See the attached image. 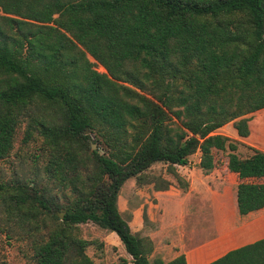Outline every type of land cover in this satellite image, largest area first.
Masks as SVG:
<instances>
[{"label": "trees", "instance_id": "1", "mask_svg": "<svg viewBox=\"0 0 264 264\" xmlns=\"http://www.w3.org/2000/svg\"><path fill=\"white\" fill-rule=\"evenodd\" d=\"M262 109L264 0H0V161L26 123L51 185L0 178V241L26 243L32 264H95L80 230L91 223L132 264H186L149 261L119 192L156 163L176 176L199 152L208 173L213 150L228 151L239 215L263 209L264 152L240 158L217 133L232 123L247 138ZM209 264H264V238Z\"/></svg>", "mask_w": 264, "mask_h": 264}, {"label": "rangeland", "instance_id": "2", "mask_svg": "<svg viewBox=\"0 0 264 264\" xmlns=\"http://www.w3.org/2000/svg\"><path fill=\"white\" fill-rule=\"evenodd\" d=\"M88 59L90 62H94L91 58ZM94 69L99 73H105V70L99 65L95 66ZM262 114H264V111L255 112L254 114L248 115V117L250 121L255 122L253 125H256L259 115ZM25 128L26 123H22L17 130L14 147L10 156L4 161H0V178L8 180L15 177L22 180H36L41 187L50 189L51 185L47 182L43 172L45 157L39 151L41 138L34 135L32 139L25 141ZM217 133L230 138L237 144L235 154L240 158H247L252 155V150L255 147L249 145V139L245 143H241L238 140L232 123L226 124ZM93 138H91L90 143L95 145ZM262 142H264V138H262ZM256 146L260 149L264 148V144ZM96 149L97 145H95V148H92V150ZM227 155L228 151L221 152L213 150L214 167L217 168V172L215 170L208 173L200 171L198 167L200 153L192 155L188 159L187 166H176L174 168L177 173L176 176L169 172L165 164L156 163L141 176L139 181L132 178L124 183L117 200L118 209L124 211V216L127 215V217L132 212L137 211V209L143 208L146 211L149 206L158 202V191L166 190L175 194L178 192L182 193L189 189L191 180L195 186L194 190L197 192L201 191V198L198 199L208 202H231L233 201V185L232 180L228 178L227 171L225 170L228 161ZM212 173L214 175L209 179L205 178L206 175ZM222 185L225 188L220 190L219 187ZM67 193L69 194V192ZM195 194L197 196L199 195V193ZM164 199L166 198H161V200ZM187 199L190 200L189 198ZM214 218L215 216H213L212 220L209 219L212 223L208 222L207 228H210V226L213 227V224L217 225L218 219ZM216 218H219L218 215H216ZM253 222H256V224L249 221L240 228L242 230L241 232H247V236L244 239L245 245L254 243L264 237V217L253 220ZM260 224L262 227H260ZM254 227H256L257 233L251 234L250 232ZM80 230L82 237L92 242L87 248L86 253L95 264H118L119 259H121L119 257L121 252H118L117 248L111 244L108 253H105V245L99 237L101 234L108 233V231L102 230L91 223L80 225ZM223 232L224 230H220V234ZM208 233L213 236L218 235L214 229H208ZM114 236L116 235L114 234ZM122 249L125 251L123 246ZM0 264H32L27 244L24 242H15L12 246H7L0 241Z\"/></svg>", "mask_w": 264, "mask_h": 264}, {"label": "crops", "instance_id": "3", "mask_svg": "<svg viewBox=\"0 0 264 264\" xmlns=\"http://www.w3.org/2000/svg\"><path fill=\"white\" fill-rule=\"evenodd\" d=\"M260 111H264V109ZM257 121L256 125H253L255 122L249 121L250 134L247 138L237 137L241 143H245L249 139V145L264 152V148L260 149L256 146L264 144L262 142L264 114L259 115ZM253 136L254 138H252ZM227 163L225 170L233 185V201L231 202H208L198 199L201 198V191L194 190L195 186L191 180L189 189L185 192L175 194L166 190L158 191V202L149 206L146 211L143 208L137 209L127 217V215L124 216V211L119 210L131 232L143 242L151 243L152 251L148 256L149 261L160 259L164 263H168L182 255L185 257L186 264H209L229 251L245 246L244 239L247 232H241L240 228L249 221L256 224L253 220L264 217V208L246 216L239 215L236 202L239 179L237 174L228 170ZM213 170L217 172L216 167ZM200 171L204 172L202 169ZM214 173L206 175L205 178L209 179ZM219 188L221 190L225 186L222 185ZM195 193H199V197ZM162 197L166 199L161 200ZM216 215L219 218H216ZM213 216H215L214 219H218L217 225L213 224V227L207 228L208 222L212 223L209 219L212 220ZM260 227H262L261 224ZM208 229H214L218 235H209ZM220 230H224V232L220 234ZM250 233H257L256 227ZM99 237L105 245V253H108L109 246L113 244L117 251L121 252L119 257L125 259L126 264H132L131 257L122 249L123 245L118 237L114 236V233L108 232Z\"/></svg>", "mask_w": 264, "mask_h": 264}, {"label": "water", "instance_id": "4", "mask_svg": "<svg viewBox=\"0 0 264 264\" xmlns=\"http://www.w3.org/2000/svg\"><path fill=\"white\" fill-rule=\"evenodd\" d=\"M86 134H89V131H86ZM92 148H95V145H92ZM59 217L62 219L63 218V214H59Z\"/></svg>", "mask_w": 264, "mask_h": 264}]
</instances>
